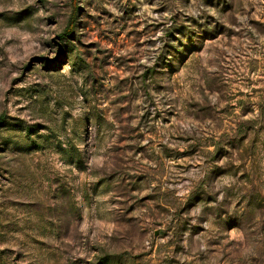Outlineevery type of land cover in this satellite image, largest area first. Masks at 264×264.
<instances>
[{
	"label": "rangeland",
	"instance_id": "obj_1",
	"mask_svg": "<svg viewBox=\"0 0 264 264\" xmlns=\"http://www.w3.org/2000/svg\"><path fill=\"white\" fill-rule=\"evenodd\" d=\"M0 118V264H264V0H0Z\"/></svg>",
	"mask_w": 264,
	"mask_h": 264
},
{
	"label": "trees",
	"instance_id": "obj_2",
	"mask_svg": "<svg viewBox=\"0 0 264 264\" xmlns=\"http://www.w3.org/2000/svg\"><path fill=\"white\" fill-rule=\"evenodd\" d=\"M73 1H75V0H73ZM73 15H75L74 12H73ZM74 27H75L74 19H71V21H70V23H69V26H68L67 30H65V31H64V32L58 37V39H59L60 41L66 42V41L69 39V37H71V35H72V33H73V30H74ZM1 123H3V121H2V119L0 118V124H1Z\"/></svg>",
	"mask_w": 264,
	"mask_h": 264
}]
</instances>
